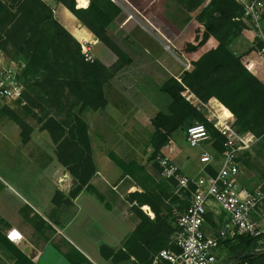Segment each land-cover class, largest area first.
I'll return each mask as SVG.
<instances>
[{"label":"trees","instance_id":"16d2710c","mask_svg":"<svg viewBox=\"0 0 264 264\" xmlns=\"http://www.w3.org/2000/svg\"><path fill=\"white\" fill-rule=\"evenodd\" d=\"M130 1L152 21H157V17L165 20L164 3L167 1L175 2L188 16L200 10L195 20L188 17L186 25L191 24L177 40V52L187 57L193 68L185 71L179 79L171 78L161 87V92L171 98V104L166 112L158 113L151 121L155 132L150 141V161L155 163L159 174L157 157L174 151L175 135L194 124L206 123L203 112L187 99L188 91L204 103L218 101L234 115L240 133L250 132L263 138L264 81L261 77L264 69L259 61V47H251L242 54L236 53L232 47L240 37L251 43L257 42L249 27L237 20L243 15V7L238 1L211 0L206 6L207 0ZM59 4L69 9L118 57L117 63L107 67L97 59L89 60L82 44L61 24L55 10L44 0H0V57L6 55L14 62L24 63L18 75L24 86L23 97L16 101L21 106L20 112L9 106H0V120L7 117L15 122L21 129L24 144L31 140L34 127L21 112L34 118L41 131L50 135L59 163L77 181L69 197L61 192L54 196V206L62 209L71 206V200L84 189L92 187L91 182L98 172L90 128L84 115L108 107L106 86L119 71L132 64V59L108 32L122 14L116 3L90 0L87 9H78L76 0H59ZM80 6L87 7L88 0H80ZM209 130L210 143L215 152L221 154L225 138L211 125ZM110 158L124 176L137 183L143 179L155 184L154 177H150L140 165L126 164L115 155ZM209 172L216 175L211 168ZM139 174L144 177L140 179ZM166 182L154 189L140 183L141 191L130 193L132 212L140 223L123 249L101 248L105 260L113 264H153L160 252L174 248L172 239L176 233L177 212L183 213L190 207L195 187L185 190L187 199L183 200L169 192V186L177 183ZM170 197L179 206L176 213L166 205ZM145 206L148 210L150 207L154 219L143 211ZM262 238L241 236L223 242L220 250L228 255L226 264H264V250H258ZM248 254L253 256L242 260ZM22 262L28 261L24 259Z\"/></svg>","mask_w":264,"mask_h":264},{"label":"crops","instance_id":"0c3cea01","mask_svg":"<svg viewBox=\"0 0 264 264\" xmlns=\"http://www.w3.org/2000/svg\"><path fill=\"white\" fill-rule=\"evenodd\" d=\"M44 1L55 10L61 24L82 46L90 49L94 59L101 61L107 67H112L117 63L118 57L86 29L69 9L59 4V0ZM112 1L122 9V14L109 27L108 32L116 44L122 47L134 61L141 55L140 53L150 52L143 47L142 50H139L135 46L138 44L136 33L141 30V27L149 31L148 28L150 27L145 22L152 20L142 14L130 0ZM76 2L78 9H87L90 6V0H88V6L83 8L80 6V0H76ZM164 7L166 9L165 20L157 17V21H152L153 23L165 22L168 24V21L172 22L169 19L170 10L179 9L173 1L165 2ZM191 17L193 20L196 19L194 14H191ZM190 24L176 34L171 46L167 45L166 40H159L160 45L164 47V53L168 51L172 53L171 47L178 53L177 40ZM153 25L155 26V24ZM255 43H251L245 37H240L232 44V47L236 53L242 54L251 47H255ZM123 47H135V49L128 50ZM181 57L185 58L184 65H189V68L185 66V71H191L193 67L189 59L185 56ZM259 61L264 69V59L259 56ZM0 63L8 68L13 67V62L5 55L0 57ZM156 63L159 69L150 78L155 81L154 79L158 75L161 76L162 80L159 85H164L171 78L179 79L181 77L173 74L178 69L175 71L166 70V67L157 58ZM126 73L128 72H122L120 76H117L106 86L108 107L105 110L86 114L89 116L85 120L90 128L94 160L98 172L91 182L92 187L84 189L77 198L72 199L71 206L57 209L53 204L57 192L69 197L73 186L77 184V181L66 168L59 163L56 150L54 153H50L48 145L39 142V135L36 130H34L31 140L24 144L21 129L16 123L12 121L0 123V264H64L65 261L67 264H113L102 257L101 248L108 246L117 251L123 249L124 243L138 227L140 220L134 218L132 204L129 201L130 192L120 187H109L116 181L125 182L130 178L124 177L119 166L108 156L110 148H112L111 145L104 140L97 139L100 141L96 142L93 139L92 125H90L93 122L96 125L105 126L109 123L108 121L120 124L122 123L119 121L121 117L126 119V123L131 124L128 120L131 107L128 109L127 107L131 100L135 99L133 94L139 93V91L135 87L130 89L129 77H124ZM261 79L264 81V70ZM120 85H125L126 90H121ZM140 97L143 98L142 95ZM0 100L4 101L1 98ZM211 102L222 107L216 100ZM160 104L157 106L134 104L133 107H137L143 111V114L149 113L151 116L161 111ZM92 115L97 116L98 119L95 121ZM153 118L152 116L150 121ZM136 123L135 120V123L129 124L131 130L138 129L139 124ZM153 130L151 125L149 128L151 135L154 133ZM39 134H42L40 136H47L48 133L41 131ZM258 145L259 143L251 153L246 154L241 160L242 174L240 180L242 185L247 188L252 185V180L257 176V173L255 168L251 167L249 161L246 162V160L256 161V147ZM176 148L177 145L172 154H176ZM24 162L28 163L23 164ZM25 165L35 170V174L40 179L44 177L51 181V193L47 190L45 192L38 185L35 186L28 182L29 177L23 171L26 168ZM179 167L184 175L195 177L193 174L194 167L189 159L184 158L183 167ZM201 167L202 165L199 163L197 170H201ZM64 180L71 184L70 188L63 185L62 181ZM137 190L141 191V189L135 188L132 192ZM130 218H133L131 220L132 226L129 224ZM11 229H17L23 234L24 241L21 244L16 245L7 240L6 235ZM20 255L24 258L20 259ZM24 259L28 262L23 263Z\"/></svg>","mask_w":264,"mask_h":264},{"label":"built area","instance_id":"2783aa9c","mask_svg":"<svg viewBox=\"0 0 264 264\" xmlns=\"http://www.w3.org/2000/svg\"><path fill=\"white\" fill-rule=\"evenodd\" d=\"M237 1L243 7V15L237 20L250 28L257 40L255 47H259V56L264 59V0ZM85 55L92 60L87 53ZM18 75L17 69L0 63L2 100L22 98L24 86ZM187 99L203 112L206 119V123L187 128V144L197 148L202 143L211 142V125L225 138L223 152H215V155L203 152L200 176L196 178L184 175L170 156L157 157L156 162L165 181H175L180 190H189L194 186L195 191L190 207L183 213L177 212L176 233L172 239L174 248L160 252L153 264H219L223 242L241 236L259 238L264 235L262 225L256 219L264 209V187L252 190L242 185L240 180L242 157L251 153L261 138L250 132L240 133L235 126L234 115L215 102L204 103L190 91ZM228 111L229 114L226 113ZM210 168L216 171V175L210 174ZM146 214L155 218L150 209ZM211 215L215 218L224 216L220 230L209 229L207 217ZM6 238L16 245L24 241L23 234L17 229H11Z\"/></svg>","mask_w":264,"mask_h":264},{"label":"rangeland","instance_id":"374dc122","mask_svg":"<svg viewBox=\"0 0 264 264\" xmlns=\"http://www.w3.org/2000/svg\"><path fill=\"white\" fill-rule=\"evenodd\" d=\"M210 2L211 0H207L204 6H206ZM178 7L179 9L177 10L176 9L170 10L171 14L169 16V19L172 22L168 21V24H166L165 22L164 23H158V22L153 23L154 21L153 22L151 21L153 24H155V26L157 27L156 28L151 22H145L147 26L150 27L148 28L149 31L141 27V30H139L136 33V37L138 38V44L135 47H138L139 50H142V47H143L149 50L150 52L149 53L145 52L144 54L140 53L141 55L138 58H135L134 61L132 60V64L125 66L116 75L117 77V76H120L122 72H128L125 74L124 77H129L128 79L130 80L129 81L130 89L135 87V89L139 91V93L133 94L135 99L131 100V103L127 107V109L131 107L129 109L130 113H128V117H129L128 120H130L131 124L135 123V120H136L137 122L136 124H139L137 126L138 129L131 130L129 126L130 123H126L125 121L126 119L124 117H121V119L119 120V121H122V123L120 124L118 123L114 124L112 123V121H108L109 123L105 124V126L96 125L93 122L90 123V125H92L93 139L96 142L100 141L97 139H101V140L106 141L109 145H111L112 148H110V153L108 155L109 157L110 155H115L117 158H119L126 164L136 163L140 165L141 167L145 169L146 173H148L150 177L152 176L154 177L155 184H153L151 180L150 181L143 180L142 178L144 177V175L142 176V174H139L138 177L142 179V181L140 180L139 183H137L135 180H133L131 177L128 176L130 180L128 179L125 182L116 181L115 183H112L109 187H120V188H123V190L129 191L131 193L135 188L140 189L139 188L140 183H144L145 185H148V187H151L152 189H154L157 186L163 185L165 183L167 184V182L161 177V171L159 174L155 166V163L150 161L151 155H152V149L150 146L152 135L150 134L149 128L152 125V122H151L152 120L150 121V118L152 116L155 117L160 112H166L169 105L171 104V98L167 94H164L161 92V87L163 85H159V84H160V81L162 80V77L158 75L154 79L155 81L151 80L150 77L152 75H155L159 69V67L156 66L157 65L156 58L159 59L160 62L166 67V70L170 69V70L175 71L176 69H178L176 70L177 72H173L174 75L182 76L184 74L186 65H184L185 63L183 62H186L185 58L181 57L178 53H176L172 47H171V50L167 48L168 50L172 51V53H170L169 51L167 53H164L165 52L164 47L161 46L159 43V40L161 41L166 40L167 45L171 46V43L174 40L176 34L185 28L188 17L189 16L191 17V14H194V16L197 17L200 13V10H198L196 12L189 14L188 16L187 14L184 13V11L179 5ZM135 47H123V48L128 49V50H134ZM83 51L85 54L87 53L89 57L94 59L88 47H85ZM5 57L7 56L5 55ZM8 59L13 62V67L17 69L18 73L20 74L24 67V63L23 62L17 63L11 60L10 58ZM120 79H123V78H120ZM120 87H121V90H124V91L126 90L125 85H120ZM140 95H142L143 98H141ZM18 100H15V101H1L0 100V106H9L10 108L20 112L21 106L16 104V101ZM167 101H168V104H167ZM133 103L137 105L153 104L156 106L161 103L160 104L161 111L158 112L156 115L150 116L149 113L143 114L142 110L138 109L137 107H133L135 106ZM87 113H90V112H87ZM21 114L25 118V120H27V122L32 127H34V130L38 132L39 142H42L43 145H46V146L48 145L49 152L54 153V150H56V146L54 147L53 141L50 135L47 134V136H40L42 134H39L41 132V129L37 121L34 118L27 117L22 112ZM86 114L84 116L85 119L86 117H89V116H86ZM92 118L95 119V121L98 119L97 116L95 115H92ZM9 121H12V120H9L7 117H3L0 120V123L9 122ZM134 127H136V125H134ZM153 131L155 132V129ZM185 136H186L185 130L180 131L178 134H176L175 135V141L177 145V148L175 150L176 154H172L170 151L167 152L168 154L167 153L165 154L170 156V158H172V160L181 167H183V159L184 158L189 159L191 163L193 164V167H194L193 174L195 175L194 178H196L197 176L198 177L200 176L201 170L198 171L197 166L200 163V157L203 154V152H209L212 155H215V150L212 147V145H210L212 143H209V142L202 143L197 148H191L187 144L185 140ZM256 149H257L256 150L257 151L256 161H251L250 159L246 160V162L249 161L251 167L253 166L255 168V172L257 173L256 174L257 176H255L254 180H252L253 181L252 185H250L249 187V189H252V190L258 187H264V137L261 138L259 145L256 147ZM27 163L28 162H24L23 164H27ZM24 167L26 168L23 169V171L27 173L29 177L28 179L29 183L35 186L38 185L39 188H42L44 191L47 190L49 191V193H51L52 184L48 178L42 177L40 179L35 174V170H33L31 167L29 166L27 167V165H25ZM62 183L63 185L65 186L67 185V187L70 188L71 184H69V182H67L66 180L62 181ZM169 192L173 194L174 196L178 195L183 200L187 199L185 195L186 191L180 190L177 184L174 186H169ZM191 200H192V195L190 198V202ZM166 205L170 206L174 213H176L179 209L178 204L173 203V197H170L167 200ZM143 211L146 213L147 210L143 209ZM135 217L136 215H134V218ZM223 217L215 218L212 215L207 217V223L210 226L209 229H212L215 231L220 230L224 224L225 218ZM209 218L212 220H210ZM132 219L133 218H130L129 220L130 226H132V223H131ZM256 219L262 225V229L264 230V209L263 211H261L259 216L258 215L256 216ZM211 221H213V223H211ZM258 250L259 251L264 250V235H263L262 240L260 241ZM219 255H220L219 264H226V260L228 258L227 253L222 252V250H220ZM64 264H67V262L65 261ZM124 264H133V263L128 262Z\"/></svg>","mask_w":264,"mask_h":264},{"label":"water","instance_id":"95a60500","mask_svg":"<svg viewBox=\"0 0 264 264\" xmlns=\"http://www.w3.org/2000/svg\"><path fill=\"white\" fill-rule=\"evenodd\" d=\"M81 26H82V25H81ZM252 256H253V254H248V255L242 257V260H246V259H248V258H250V257H252Z\"/></svg>","mask_w":264,"mask_h":264},{"label":"bare ground","instance_id":"6f19581e","mask_svg":"<svg viewBox=\"0 0 264 264\" xmlns=\"http://www.w3.org/2000/svg\"><path fill=\"white\" fill-rule=\"evenodd\" d=\"M226 113H227V112H226ZM228 114H229V112H228ZM143 209H144V210H148V207H147V206H145Z\"/></svg>","mask_w":264,"mask_h":264}]
</instances>
